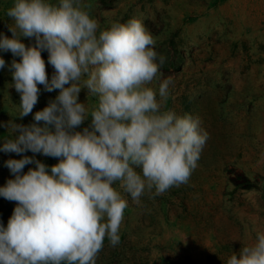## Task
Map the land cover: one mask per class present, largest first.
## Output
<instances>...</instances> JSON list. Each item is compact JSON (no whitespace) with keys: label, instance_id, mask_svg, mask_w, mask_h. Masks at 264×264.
<instances>
[{"label":"clouds","instance_id":"9594fccd","mask_svg":"<svg viewBox=\"0 0 264 264\" xmlns=\"http://www.w3.org/2000/svg\"><path fill=\"white\" fill-rule=\"evenodd\" d=\"M90 7L14 0L6 12L14 23L11 38L0 34V51L14 58L6 64L0 57V69L8 68L20 95L17 118L33 113L38 85L58 95L34 123L4 125L11 136L0 152L22 158L6 161L14 178L0 187V197L16 202L7 226L0 223V264H97L106 239L111 247L121 242L126 195L143 207V197L189 183L209 139L199 116L165 109L175 81L161 71L167 57L142 19L102 28ZM36 154L58 163L49 168ZM226 264H264V231Z\"/></svg>","mask_w":264,"mask_h":264},{"label":"rangeland","instance_id":"374dc122","mask_svg":"<svg viewBox=\"0 0 264 264\" xmlns=\"http://www.w3.org/2000/svg\"><path fill=\"white\" fill-rule=\"evenodd\" d=\"M82 2L91 6L102 28L114 20L142 19L157 40L155 50L167 57L161 71L175 81L165 109L199 116L209 133L189 183L154 200L143 197V207L126 195L121 242L111 247L106 239L97 264H226L232 252L264 231V0ZM13 5L14 0H0V34L9 38L14 21L6 12ZM0 57L6 64L14 58L2 51ZM42 57L50 79L54 69L47 65L46 52ZM12 83L8 68L0 69V146L11 136L4 125L19 115L20 95ZM38 87L33 113L16 123H34L35 112L58 95V90ZM86 99L83 89L80 102ZM90 124L89 119L78 130ZM21 158L0 152V187L14 178L6 161ZM35 159L49 168L58 163L40 154ZM34 167L27 165L24 172ZM114 187L122 191L118 183ZM15 206L0 197L5 227Z\"/></svg>","mask_w":264,"mask_h":264}]
</instances>
